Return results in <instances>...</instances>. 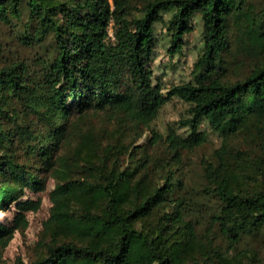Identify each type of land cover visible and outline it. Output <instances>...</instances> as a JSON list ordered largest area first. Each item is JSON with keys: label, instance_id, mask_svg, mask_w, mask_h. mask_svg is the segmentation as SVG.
<instances>
[{"label": "trees", "instance_id": "16d2710c", "mask_svg": "<svg viewBox=\"0 0 264 264\" xmlns=\"http://www.w3.org/2000/svg\"><path fill=\"white\" fill-rule=\"evenodd\" d=\"M131 8L138 13L126 18ZM169 11L170 56L181 52L195 15L203 36L193 79L164 86L153 80L151 60L155 25ZM232 19L249 60L236 79L223 57L232 49ZM175 98L188 104L178 121L186 132L153 133L151 142H163L169 155L151 173L144 151L133 160L143 146L121 137L82 135L76 156H65L88 114L145 127ZM204 121L221 137L213 160L202 163L210 205L197 201L181 168L180 152L207 141ZM236 135L246 137L248 152L231 148ZM39 171L59 180L38 241L43 252L14 264H259L238 244L264 233V5L0 0V205L24 186L43 189ZM11 233L0 223V245Z\"/></svg>", "mask_w": 264, "mask_h": 264}, {"label": "rangeland", "instance_id": "374dc122", "mask_svg": "<svg viewBox=\"0 0 264 264\" xmlns=\"http://www.w3.org/2000/svg\"><path fill=\"white\" fill-rule=\"evenodd\" d=\"M251 2L256 7L264 5V0H251ZM137 13V9H127L125 17L131 18ZM171 15L172 11L162 13L164 20L155 25L157 42L151 60L153 80L161 82L164 86L192 80L195 74L192 70L193 63L202 50L203 27L200 16L195 15L192 18V31L183 38L184 43L181 52L173 56L169 55L167 48L170 45V34L166 30L165 23ZM229 24L232 49L225 52L223 57L228 69V77L236 79L243 77L249 70V60L245 58L246 53L240 46V28H238L236 20H230ZM109 34L113 37L112 27L109 28ZM187 109V103L175 98L165 104L156 119L145 127H136L134 123L122 120L120 117L111 118L104 113H90L79 123L78 134L66 149L65 156L68 158L76 156L82 135L95 134L111 140H116L115 137H121L120 140L128 145L143 146L142 149L136 150L133 160L142 157L144 151L150 156L148 172L151 173L159 165L162 158L169 155L163 142L156 144L151 142L153 133L165 136L167 129L174 127L179 133L185 134L186 129L180 127L178 121L187 116ZM201 129L206 132L207 141L192 151L180 152L181 168L190 187L196 192L197 201L210 205L209 198L203 193V184L206 181L203 176L202 163L213 160L214 151L221 145V137L210 128L207 121L201 124ZM230 142L231 148L247 152L251 149L248 140L243 135L234 136ZM37 173L39 177L44 178L43 189L35 191L24 186L22 191L16 192L15 199L0 205V223L12 227L11 235L5 244L0 245V264H14L16 258L28 263L43 252L38 247V241L42 239L44 223L50 217L53 205L51 193L59 180L49 173L44 174L43 171ZM19 202H23L24 207H20ZM211 203L213 207L217 204L213 198H211ZM204 226L206 224L198 226V229L202 230ZM238 247L248 252L254 251L260 258L259 264H264V233L253 237H244Z\"/></svg>", "mask_w": 264, "mask_h": 264}]
</instances>
